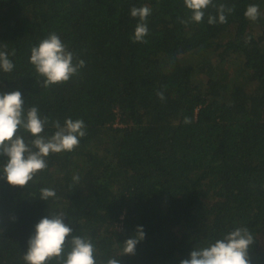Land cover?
<instances>
[{"label":"trees","instance_id":"16d2710c","mask_svg":"<svg viewBox=\"0 0 264 264\" xmlns=\"http://www.w3.org/2000/svg\"><path fill=\"white\" fill-rule=\"evenodd\" d=\"M212 3L234 6L227 23H207L212 5L191 22L183 0H0V51L15 50L0 93L19 91L25 109L48 117L42 135L56 120L86 126L79 145L50 154L27 186L0 175V264H25L35 225L61 211L73 228L66 239H90L99 260L180 264L247 227L249 264H264V0ZM252 4L256 21L244 16ZM144 5L146 44L133 42L139 20L130 16ZM53 32L85 65L45 88L30 50ZM44 187L56 197L41 200ZM137 227L144 239L120 256Z\"/></svg>","mask_w":264,"mask_h":264},{"label":"clouds","instance_id":"9594fccd","mask_svg":"<svg viewBox=\"0 0 264 264\" xmlns=\"http://www.w3.org/2000/svg\"><path fill=\"white\" fill-rule=\"evenodd\" d=\"M184 7L191 12L189 20L199 23L210 5L216 7L217 14L209 15L207 23H227V15L234 10L221 3L213 5L212 0H183ZM259 6L252 4L246 8L244 16L250 21L259 18ZM151 15L148 5L132 7L130 16L138 18L135 26L133 42L147 43V18ZM181 23L189 21L181 20ZM15 55L13 49L10 53ZM7 51H0V71L10 73L14 69ZM75 61V63H74ZM30 64L35 72L43 77V87L58 85L69 81L84 67V60H76L74 54L67 50L65 43L56 33H50L37 46L30 50ZM160 101L165 100L164 91L156 92ZM185 124L191 119L185 117ZM49 124L48 117H41L38 108L24 107V100L19 91L0 93V156L4 163L0 166V175L11 186L25 187L34 176L46 169V158L50 154L71 152L78 145L80 138L86 135V126L82 119L67 118L63 125L56 120L51 122L55 129L51 136L42 135L45 126ZM24 133L28 134V138ZM73 183L80 181V176L72 177ZM56 197V191L44 187L40 189V199L47 201ZM65 214L50 213L42 218L34 229V234L27 242V251L22 256L25 264H119L116 257L99 260L96 257L97 249L90 239L82 236H72L69 224L64 223ZM144 239L142 227H137L136 235L123 243L121 255H133L136 245ZM254 243V237L247 227H237L234 230L216 239L207 246L195 247L188 259H182L180 264H249L248 250Z\"/></svg>","mask_w":264,"mask_h":264}]
</instances>
